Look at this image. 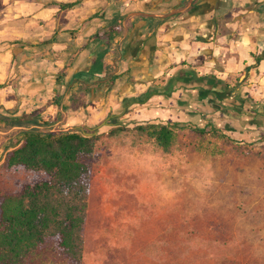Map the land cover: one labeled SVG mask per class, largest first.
<instances>
[{
	"label": "crops",
	"instance_id": "0c3cea01",
	"mask_svg": "<svg viewBox=\"0 0 264 264\" xmlns=\"http://www.w3.org/2000/svg\"><path fill=\"white\" fill-rule=\"evenodd\" d=\"M145 126L264 142V0H0V166L31 128Z\"/></svg>",
	"mask_w": 264,
	"mask_h": 264
},
{
	"label": "rangeland",
	"instance_id": "374dc122",
	"mask_svg": "<svg viewBox=\"0 0 264 264\" xmlns=\"http://www.w3.org/2000/svg\"><path fill=\"white\" fill-rule=\"evenodd\" d=\"M143 128L98 132L82 264H264V142L211 158L209 137L175 129L165 151ZM24 177L0 166V194ZM32 264L65 263L51 243Z\"/></svg>",
	"mask_w": 264,
	"mask_h": 264
},
{
	"label": "trees",
	"instance_id": "16d2710c",
	"mask_svg": "<svg viewBox=\"0 0 264 264\" xmlns=\"http://www.w3.org/2000/svg\"><path fill=\"white\" fill-rule=\"evenodd\" d=\"M24 123L20 119L8 125ZM152 127L150 137L157 146L168 151L175 145V128ZM124 130L116 128L108 135ZM191 132L202 141L212 139L200 150L211 158L224 154L221 145L212 141H233L215 128ZM99 138L77 131H22L19 145L6 153L2 164L4 170L25 177L15 180L14 191L0 194V264H32L38 252L51 243L65 264H82L91 177L86 159L93 156Z\"/></svg>",
	"mask_w": 264,
	"mask_h": 264
},
{
	"label": "water",
	"instance_id": "95a60500",
	"mask_svg": "<svg viewBox=\"0 0 264 264\" xmlns=\"http://www.w3.org/2000/svg\"><path fill=\"white\" fill-rule=\"evenodd\" d=\"M98 130L97 131H93L92 133L86 134V136L91 137V136H98Z\"/></svg>",
	"mask_w": 264,
	"mask_h": 264
}]
</instances>
